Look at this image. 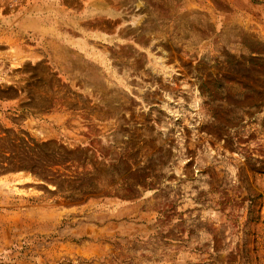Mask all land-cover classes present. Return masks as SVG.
<instances>
[{
    "label": "rangeland",
    "instance_id": "obj_1",
    "mask_svg": "<svg viewBox=\"0 0 264 264\" xmlns=\"http://www.w3.org/2000/svg\"><path fill=\"white\" fill-rule=\"evenodd\" d=\"M0 264H264V0H0Z\"/></svg>",
    "mask_w": 264,
    "mask_h": 264
},
{
    "label": "crops",
    "instance_id": "obj_2",
    "mask_svg": "<svg viewBox=\"0 0 264 264\" xmlns=\"http://www.w3.org/2000/svg\"><path fill=\"white\" fill-rule=\"evenodd\" d=\"M35 27H37V25ZM38 28H40V26H38Z\"/></svg>",
    "mask_w": 264,
    "mask_h": 264
}]
</instances>
